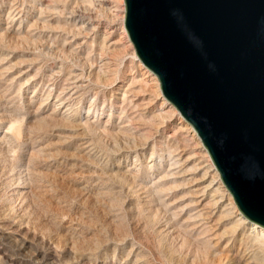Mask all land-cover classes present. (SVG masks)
Returning <instances> with one entry per match:
<instances>
[{"label": "rangeland", "instance_id": "rangeland-1", "mask_svg": "<svg viewBox=\"0 0 264 264\" xmlns=\"http://www.w3.org/2000/svg\"><path fill=\"white\" fill-rule=\"evenodd\" d=\"M123 6L0 0V264H219L226 252L231 233L221 241L189 232L186 173L198 161L208 168V151L189 130H156L152 110L126 94L114 105L112 81L123 63L111 71L100 53L108 50L105 39L121 35ZM7 25L17 31L6 32ZM59 96L68 110L57 119L48 112ZM81 135L91 139L89 153L78 150ZM184 148L183 157H197L179 177ZM229 225L225 220L220 233ZM259 252L253 264H264Z\"/></svg>", "mask_w": 264, "mask_h": 264}, {"label": "water", "instance_id": "water-1", "mask_svg": "<svg viewBox=\"0 0 264 264\" xmlns=\"http://www.w3.org/2000/svg\"><path fill=\"white\" fill-rule=\"evenodd\" d=\"M124 1L137 56L264 226V0Z\"/></svg>", "mask_w": 264, "mask_h": 264}, {"label": "bare ground", "instance_id": "bare-ground-1", "mask_svg": "<svg viewBox=\"0 0 264 264\" xmlns=\"http://www.w3.org/2000/svg\"><path fill=\"white\" fill-rule=\"evenodd\" d=\"M114 1L117 2L118 0H112V2ZM120 11H121V25H122L121 35H119V37H117L113 41H109V38L107 40L105 39L103 41V44L106 45V48L108 50L105 49L104 50L105 53H100V62L103 63V65H108L109 69H110V66L115 65V64H116V68L118 69L117 65L119 61H121V64L123 63L124 68L121 67L123 69L121 72V75L118 77V79L112 81L113 82L112 92L115 96L114 105L116 106L117 104L116 102L119 99L120 94H122L123 97L125 94L128 97L129 96L132 97L131 103L133 102L135 106H141L142 108L144 107L146 109H149V111L152 110L153 117L158 119V125L155 126L156 130H158L159 127L165 128V130L163 129L162 131H165L166 133L168 132V134L171 136H174V134L178 132H184V131L189 130L192 132V136L195 137L198 147L203 152L207 153V149L201 143L200 138L198 139L199 136L196 130L192 128V126H190V124L185 119H183L182 116H180V114L177 112L176 106L162 94L161 86H160L157 75L150 68H148L139 59V57H137V54H135L136 53V50H134L135 47H133L134 45L131 39L129 38L126 28L123 24L124 19H125L124 18L125 16L124 6L120 9ZM8 17H9V14H8ZM5 31L6 32L12 31V33L13 32L15 33L17 31V28H13V25H7L5 27ZM93 71L95 72V70ZM100 74L99 73L95 74L97 79L99 77L98 75ZM104 75L105 74L103 72V76ZM106 77H104L103 79L106 80ZM96 78L94 79L96 80ZM103 79L101 78V80ZM66 100H67L66 98L63 99L60 97V99L58 100V103L53 102L50 106L48 105L50 109V111L48 112L49 116L53 118H57V119L60 117H63V118L66 117L65 113L68 110V104ZM84 119L88 123L91 122V124L92 123L94 124V120H90L88 115L84 116ZM123 126L125 125H121L120 127H123ZM81 137H79L81 138V141L78 143V150L82 151V153H87V152L89 153L90 147H91V139L88 137H84L82 135ZM181 152L182 153H179L178 158L176 159L178 162L180 161L179 163L180 165H178L179 166L178 169L181 168V171H180L181 174L179 175V172H177L178 170L175 171L174 168L176 167H174L171 169V174H173V176L174 175H179V177L183 175L185 176L184 172L186 171L183 170V167H186L187 165H189V163H191L193 159L197 157L195 156V153L183 157L185 148L182 149ZM208 156L210 155L207 154V157ZM210 158L211 157L208 158L210 160V164L208 163L210 166L208 168L205 167L207 165H202L198 161L197 163L196 162L192 163L191 167L193 168V171L191 173H186V175H188L189 178L187 177V179L186 178L185 179L187 180L186 183L189 184L188 186L190 190H188V192H189V197L191 198V201H192L190 203V206L193 207V211L191 213L192 222H190L189 232L190 234L195 235L196 238H208L209 240L218 239L221 241H224L225 238L230 236V235H227V233H231L232 237L230 238V240L233 239V237L235 238L236 236L240 235L239 244L237 247L234 245H231L230 240L227 241L222 246L221 250H223V252L224 251L226 252L223 253L220 251L221 255L223 253V257H221L220 255L222 259L219 258L220 262L218 263L219 264H253V256H254L252 253L253 251L257 250V251H260L259 254L261 252L264 254V226L250 220L248 217H246L243 214V212L239 209V207L238 208L236 207L235 200L233 199L231 192L229 191L228 188H226L227 186L224 185L225 183L223 182L218 169L215 168L216 166L215 164H213L214 162ZM175 165L177 166V163ZM196 172L201 173L200 175L201 177H199V179L195 178V176L193 175ZM231 205L235 209L234 211L231 209L232 208ZM225 220H227V222L230 223L229 227L231 226V229L229 228L230 230L228 232L221 231L222 233H220L219 229L222 228L221 225L223 224V222H225ZM250 247L251 249H249ZM263 254L261 255L263 256ZM211 259L213 260V258ZM254 259L256 260L255 257ZM214 263H217V261Z\"/></svg>", "mask_w": 264, "mask_h": 264}]
</instances>
